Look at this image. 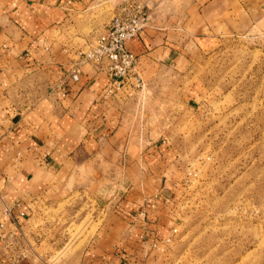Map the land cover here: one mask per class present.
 Wrapping results in <instances>:
<instances>
[{
	"label": "rangeland",
	"instance_id": "obj_1",
	"mask_svg": "<svg viewBox=\"0 0 264 264\" xmlns=\"http://www.w3.org/2000/svg\"><path fill=\"white\" fill-rule=\"evenodd\" d=\"M136 70L118 134L65 166L0 253L11 242L36 264H79L91 249L122 250L125 264H264V30ZM157 191L152 227L178 231L155 249L130 220Z\"/></svg>",
	"mask_w": 264,
	"mask_h": 264
},
{
	"label": "crops",
	"instance_id": "obj_2",
	"mask_svg": "<svg viewBox=\"0 0 264 264\" xmlns=\"http://www.w3.org/2000/svg\"><path fill=\"white\" fill-rule=\"evenodd\" d=\"M113 1L0 0V197L19 225L65 166L75 164L82 152L96 154L121 129V92L103 96L110 83L107 72L103 65L82 62L74 43L97 36L111 17L107 6ZM142 1L150 20L126 44L138 55L140 68L173 61L193 43L207 46L218 37L264 30V0ZM76 65L82 73L73 82L69 72ZM1 208L0 202V214ZM2 219L13 226L9 217ZM159 231L158 226V238L168 232ZM126 260L122 250L91 249L78 263ZM0 264L36 263L11 262L0 253Z\"/></svg>",
	"mask_w": 264,
	"mask_h": 264
},
{
	"label": "built area",
	"instance_id": "obj_3",
	"mask_svg": "<svg viewBox=\"0 0 264 264\" xmlns=\"http://www.w3.org/2000/svg\"><path fill=\"white\" fill-rule=\"evenodd\" d=\"M149 20L150 8L142 0H117L112 15L103 29L89 43L87 48L79 50L82 62L103 65L107 72L110 83L105 88L104 97L114 95L118 92L131 95L132 91L141 86L143 80L136 70L138 55L127 49L126 44L146 29ZM2 47L5 48L6 46L3 45ZM81 73L80 66L76 65L69 72V77L73 82H77ZM62 79L60 74V80ZM0 202L2 203V213L11 219L14 228L18 231L17 234L7 233L5 222L0 221V240L7 237H19V235H22V232L20 225L16 221V216L3 203L1 197ZM157 204V193L148 196L143 206L131 216L130 220L132 223H138L141 227L142 233L139 237L144 239L148 238L149 245L155 249L159 248L160 245L170 242L178 231L176 226H171L163 238L156 236L155 227L152 226L156 222V214L154 212L157 209ZM19 215L24 216L25 213L19 212ZM11 245V242L6 244V247H9V260L11 262H17L27 256L26 249Z\"/></svg>",
	"mask_w": 264,
	"mask_h": 264
}]
</instances>
